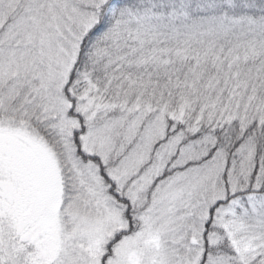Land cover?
<instances>
[{
  "label": "snow or ice",
  "instance_id": "obj_1",
  "mask_svg": "<svg viewBox=\"0 0 264 264\" xmlns=\"http://www.w3.org/2000/svg\"><path fill=\"white\" fill-rule=\"evenodd\" d=\"M0 264H264V0H0Z\"/></svg>",
  "mask_w": 264,
  "mask_h": 264
}]
</instances>
